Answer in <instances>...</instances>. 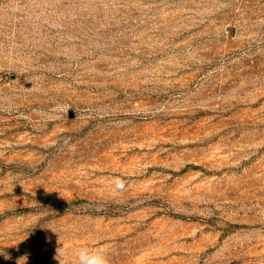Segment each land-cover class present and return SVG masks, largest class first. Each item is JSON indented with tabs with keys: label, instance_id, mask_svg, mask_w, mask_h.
Listing matches in <instances>:
<instances>
[{
	"label": "rangeland",
	"instance_id": "374dc122",
	"mask_svg": "<svg viewBox=\"0 0 264 264\" xmlns=\"http://www.w3.org/2000/svg\"><path fill=\"white\" fill-rule=\"evenodd\" d=\"M59 240L264 264V0H0V264Z\"/></svg>",
	"mask_w": 264,
	"mask_h": 264
},
{
	"label": "clouds",
	"instance_id": "9594fccd",
	"mask_svg": "<svg viewBox=\"0 0 264 264\" xmlns=\"http://www.w3.org/2000/svg\"><path fill=\"white\" fill-rule=\"evenodd\" d=\"M123 187V183H120L118 185L119 189H123ZM58 243L62 245L60 240L58 241ZM67 255L68 250L65 246L62 245L57 248L56 259L59 261V264H66ZM73 255L76 257V264H110L106 252L91 249L86 246L75 249Z\"/></svg>",
	"mask_w": 264,
	"mask_h": 264
}]
</instances>
